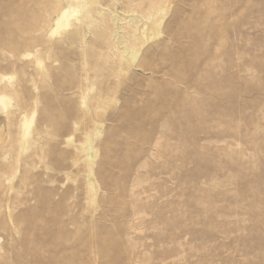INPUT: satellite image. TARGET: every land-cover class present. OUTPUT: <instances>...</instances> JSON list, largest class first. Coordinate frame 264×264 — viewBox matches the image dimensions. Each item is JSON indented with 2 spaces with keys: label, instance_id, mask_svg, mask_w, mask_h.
<instances>
[{
  "label": "rangeland",
  "instance_id": "374dc122",
  "mask_svg": "<svg viewBox=\"0 0 264 264\" xmlns=\"http://www.w3.org/2000/svg\"><path fill=\"white\" fill-rule=\"evenodd\" d=\"M55 2L0 0V264H264V0Z\"/></svg>",
  "mask_w": 264,
  "mask_h": 264
},
{
  "label": "bare ground",
  "instance_id": "6f19581e",
  "mask_svg": "<svg viewBox=\"0 0 264 264\" xmlns=\"http://www.w3.org/2000/svg\"><path fill=\"white\" fill-rule=\"evenodd\" d=\"M57 1H59V0H57ZM56 1V2H57ZM61 1V0H60ZM75 2H77V0H74ZM79 1V0H78ZM54 2H55V0H54ZM55 2V3H56ZM150 2V1H149ZM52 4H54V3H52ZM157 4H158V1H153V2H150L149 3V8H151L152 10H154V9H156L157 8ZM58 5H59V2H58ZM146 5V4H145ZM148 5V4H147ZM57 7V6H56ZM59 7V6H58ZM145 8V7H144ZM58 9V8H57ZM151 9H149V11L151 10ZM15 10V9H14ZM62 12H61V17L56 21V26H59V25H64V26H67L68 25V22H67V17L69 16L68 15V11H66V10H61ZM57 12V11H56ZM148 13V12H147ZM11 14V13H10ZM11 17H12V14L10 15ZM14 16V15H13ZM22 17H23V14H22ZM30 18V17H29ZM15 19H17L16 17H15ZM15 19H14V21H15ZM21 19H23L24 20V17L23 18H21ZM26 19V18H25ZM37 21V20H36ZM17 22H22L21 20L19 21H17ZM15 24V23H14ZM16 29V28H15ZM8 34V33H7ZM9 38H10V34H9ZM16 38H18V37H16ZM11 39H14V38H12L11 37ZM15 40V39H14ZM9 41H12V40H10L9 39ZM13 42V41H12ZM11 42V43H12ZM24 42H25V40H24ZM14 43H16V45L18 44L17 42H14ZM8 44H9V42H8ZM8 44H7V47H8ZM21 44V43H20ZM10 45V44H9ZM13 46H15L14 44H13ZM20 46V45H19ZM19 48V47H18ZM12 49V48H11ZM13 50V49H12ZM134 58V57H133ZM8 103H9V99L7 98V95L6 96H1L0 97V110L1 109H4L7 105H8ZM30 125H31V121H27V120H23V123H22V129H23V132H24V134L26 135L28 132H29V128H30ZM231 244H233L234 243V240H231V242H230ZM230 244V245H231ZM261 251H263V250H261ZM247 253H248V251H246ZM263 264V263H262Z\"/></svg>",
  "mask_w": 264,
  "mask_h": 264
}]
</instances>
